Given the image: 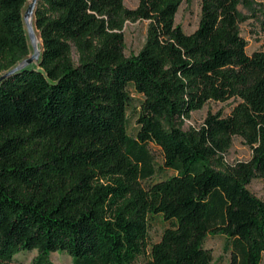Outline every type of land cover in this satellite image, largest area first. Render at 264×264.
<instances>
[{
	"label": "trees",
	"instance_id": "16d2710c",
	"mask_svg": "<svg viewBox=\"0 0 264 264\" xmlns=\"http://www.w3.org/2000/svg\"><path fill=\"white\" fill-rule=\"evenodd\" d=\"M183 1H39L40 64L0 83V264L33 252L31 264L56 252L72 264L262 263L264 199L249 186L264 180V50L248 54L239 11L252 0H202L192 34L176 25ZM28 5L0 0V76L32 55ZM253 17L264 35V4ZM138 21L146 44L127 57L124 28ZM232 99L229 114L184 129ZM236 137L252 157L222 170ZM209 235L228 239L229 262L214 260Z\"/></svg>",
	"mask_w": 264,
	"mask_h": 264
},
{
	"label": "rangeland",
	"instance_id": "374dc122",
	"mask_svg": "<svg viewBox=\"0 0 264 264\" xmlns=\"http://www.w3.org/2000/svg\"><path fill=\"white\" fill-rule=\"evenodd\" d=\"M140 0H124V4L127 8L135 9ZM202 0H184L179 12L176 16V25L180 26L187 34L194 33L200 24L201 12H202ZM264 4V0H252L246 4H242L239 7L241 17L246 19L240 24L241 34L248 41V54H252L259 50H264V35L260 33L259 24L253 17L258 10L259 6ZM149 22L138 21L136 23L128 22L124 28L125 39V54L127 57L137 55L146 44L147 30ZM41 41V40H40ZM131 94L134 95L136 101L133 102L132 107L128 113V131L129 134L134 136L138 129L137 113L138 108V96L131 90ZM236 104L235 100H230L226 103L209 102L200 111L191 114V118L186 120L184 129L187 131L191 128H200L209 113L221 112L227 115L231 112L232 108ZM138 109V110H137ZM152 154L155 158L156 168L160 169L163 166L164 160L161 151L152 147ZM251 148L239 137L234 139L233 145L227 153L225 165L221 167L223 170L229 165H233L238 162L249 161L252 157ZM249 189L258 198L264 199V180L256 178L252 181ZM165 226L161 221L156 222L150 229V238L153 243L159 242ZM205 246L211 250L213 258L216 262L226 263L229 262V244L228 239L223 235H209ZM38 256L37 252L25 253L20 255L17 259V264H31L33 259ZM51 260L55 264H72L73 258L65 252H56L51 254ZM141 264H147L146 260H143ZM264 264V258L262 263Z\"/></svg>",
	"mask_w": 264,
	"mask_h": 264
},
{
	"label": "water",
	"instance_id": "95a60500",
	"mask_svg": "<svg viewBox=\"0 0 264 264\" xmlns=\"http://www.w3.org/2000/svg\"><path fill=\"white\" fill-rule=\"evenodd\" d=\"M40 0H29V5L24 14V25L28 33L30 46L32 48V55L22 61L16 68L9 73L0 76V83L7 78L9 75L15 74L23 69H26L32 65H39L41 59V45L42 41H39L37 30H36V12L38 9Z\"/></svg>",
	"mask_w": 264,
	"mask_h": 264
},
{
	"label": "bare ground",
	"instance_id": "6f19581e",
	"mask_svg": "<svg viewBox=\"0 0 264 264\" xmlns=\"http://www.w3.org/2000/svg\"><path fill=\"white\" fill-rule=\"evenodd\" d=\"M39 38V37H38ZM39 41H40V38H39Z\"/></svg>",
	"mask_w": 264,
	"mask_h": 264
}]
</instances>
